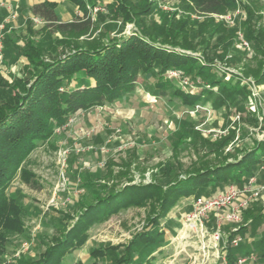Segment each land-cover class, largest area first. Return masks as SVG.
I'll use <instances>...</instances> for the list:
<instances>
[{
	"label": "rangeland",
	"instance_id": "1",
	"mask_svg": "<svg viewBox=\"0 0 264 264\" xmlns=\"http://www.w3.org/2000/svg\"><path fill=\"white\" fill-rule=\"evenodd\" d=\"M133 1L134 13L144 11L148 4ZM234 1V10L220 14L240 10L235 24L229 25L212 15H192L181 0L157 2L149 14L138 13L131 22L105 6L112 0H97L98 6L88 9L87 15L73 3L59 0L53 23L32 12L44 0H0V104L16 92L23 93L24 80L37 73L26 54L37 51L42 60L51 61L141 33L157 44L175 37L194 50L186 54L200 59L204 67H213L212 79L225 77L235 87L226 92L215 88V96L185 106L172 91L164 97L155 95V77L141 75L134 93L54 122L52 136L38 143L20 163L7 191L20 207L19 230L0 226V264L40 260L76 226L86 209L127 186L154 185L165 190L225 162L238 164L264 143V0ZM12 11L16 19L10 18ZM64 24L80 25L81 30L61 32L58 27ZM239 34L249 40V48L241 45ZM174 72L181 77H171L172 72L167 77L186 93L196 94L199 85L209 84L195 73ZM253 172L244 182L247 185L232 184L243 192L239 204L252 200L241 208L239 222L225 224L222 232L225 240L235 233L243 238L241 248L232 250L235 257L244 255L247 244L260 241L253 264H264L257 257L264 251V162ZM226 187L208 185L201 197L211 198ZM193 199L181 198L162 216L159 203L152 199L140 206H122L112 215L104 213L62 264H117L126 255L135 264H221L223 244L213 248L207 238L209 247L203 250L197 236L186 238L184 224L193 210ZM155 219L159 235L146 244L140 235L156 232ZM215 221L211 216L205 224L212 232ZM97 251L104 254H94Z\"/></svg>",
	"mask_w": 264,
	"mask_h": 264
},
{
	"label": "trees",
	"instance_id": "2",
	"mask_svg": "<svg viewBox=\"0 0 264 264\" xmlns=\"http://www.w3.org/2000/svg\"><path fill=\"white\" fill-rule=\"evenodd\" d=\"M58 1L44 0L41 5L33 7L32 12L50 23L56 22L55 9ZM65 1L76 5L85 15L88 14V9L98 6L97 0ZM146 1L148 3L146 9L138 12L139 14H149L151 6L168 0ZM133 2V0H112L111 4L105 6L131 22L132 16L138 14L132 10ZM181 2L192 11V15L195 13L199 16L224 14L236 7L234 0H181ZM87 24L86 27L89 26V23ZM58 28L61 32L81 30V26L75 24H64ZM186 51L194 50L184 46L175 37L170 36L167 41L157 44L151 36L141 33L129 39L111 41L104 47L78 49L63 58L51 61L42 60L40 52L37 51H33L32 55L26 54L31 67L38 70L37 73L24 80L23 93L16 92L9 101L0 104V226L17 231V215L20 207L7 195V191L17 176L20 163L38 143L52 136L54 122H63L79 111L112 104L125 95L134 93L141 75L151 74L155 77L156 82L153 86L155 95L164 97L172 91V96L181 100L185 106H193L202 98L215 96V88L222 92L235 89L226 82L225 77L212 79L213 67H204L200 59L186 54ZM183 70L188 75L195 73L198 78L209 83L208 86L199 85L201 90L196 94L186 93L182 88H178L176 82L169 79L167 74ZM262 80H264V70ZM263 157L264 143H259L246 153L238 164L225 162L211 170L190 175L165 190L154 185L127 186L115 195H109L99 201L97 206L86 209L76 226L40 260L31 264H62V259L81 244L86 230L95 220L100 219L104 213L112 215L122 206L131 204L140 206L146 200L152 199L159 203L160 216H162L170 212L183 197L200 198L203 189L208 185L242 186L253 177L254 167L264 162ZM226 189L227 187L224 191ZM160 190L163 191L162 197H157ZM223 192L215 193L213 197ZM83 217H88V220H84ZM158 222L159 220L155 219L152 223L156 234L142 233L140 235L142 242L149 244L155 241V236L159 235ZM237 235L236 233L230 235V240ZM246 246L247 249L241 257L254 255L261 244L260 241H254ZM239 248L241 245L237 248L227 247L225 254L229 264H236L237 258H241L235 257L232 253L233 249ZM102 253L104 254V251H97L94 254L100 256ZM258 256L264 261V251H260ZM117 264L135 263L131 255H126Z\"/></svg>",
	"mask_w": 264,
	"mask_h": 264
},
{
	"label": "built area",
	"instance_id": "3",
	"mask_svg": "<svg viewBox=\"0 0 264 264\" xmlns=\"http://www.w3.org/2000/svg\"><path fill=\"white\" fill-rule=\"evenodd\" d=\"M240 14V10H237L234 14L227 15H213L217 20H222L229 25L235 24L236 17ZM11 19L17 18V13L11 12ZM3 29V27H0ZM239 41L241 45L245 48H249V42L245 39V37L239 34ZM1 39H0V53L1 49ZM173 78H180L181 75L178 72L170 73ZM183 84L189 86V82L187 80L182 81ZM253 179L250 181V184H253ZM248 192L247 189L244 191ZM241 192L237 186L231 185L227 187V189L218 194L213 198H204L200 197L197 199H193L192 212L185 219V228L187 229V237L191 238L195 235L199 238L202 243L203 250L207 248L208 245L216 248L223 244V256L221 257V264H229L228 259L226 258V249L227 247L237 248L243 242V238L241 236H236L231 239L229 236L225 240L223 237L222 227L225 224L236 223L240 220V210L242 207H246L250 200L248 199L243 204H239L241 201ZM257 196L258 194H254ZM213 216L215 219V229L214 232L210 231V229L205 225L209 217ZM237 232V229L234 230ZM210 238L208 245H205V239ZM209 247V246H208ZM255 261V256L250 255L246 257L238 258L236 264H253Z\"/></svg>",
	"mask_w": 264,
	"mask_h": 264
},
{
	"label": "crops",
	"instance_id": "4",
	"mask_svg": "<svg viewBox=\"0 0 264 264\" xmlns=\"http://www.w3.org/2000/svg\"><path fill=\"white\" fill-rule=\"evenodd\" d=\"M213 15H218V14H213ZM220 15V14H219ZM243 244V243H242Z\"/></svg>",
	"mask_w": 264,
	"mask_h": 264
}]
</instances>
